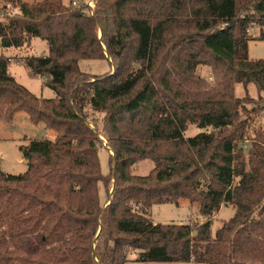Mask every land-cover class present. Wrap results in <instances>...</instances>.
Instances as JSON below:
<instances>
[{
  "label": "trees",
  "instance_id": "16d2710c",
  "mask_svg": "<svg viewBox=\"0 0 264 264\" xmlns=\"http://www.w3.org/2000/svg\"><path fill=\"white\" fill-rule=\"evenodd\" d=\"M7 1L0 44L46 40L47 54L20 60L55 97L33 94L0 55V115L24 110L57 136L20 146L24 173L0 170V264H264V126L255 122L264 59L248 54L264 0H95L93 10L86 0ZM86 59L111 67L91 75L79 66ZM200 64L212 67L208 77ZM238 82L259 97H237ZM189 125L199 131L186 135ZM100 135L112 150L106 175ZM146 158L153 169L132 173ZM112 179L101 204L99 183ZM181 198L202 218L155 223L146 213ZM227 204L235 214L213 234Z\"/></svg>",
  "mask_w": 264,
  "mask_h": 264
},
{
  "label": "rangeland",
  "instance_id": "374dc122",
  "mask_svg": "<svg viewBox=\"0 0 264 264\" xmlns=\"http://www.w3.org/2000/svg\"><path fill=\"white\" fill-rule=\"evenodd\" d=\"M29 3L41 2L45 0H23ZM84 0H62L65 5L71 4L72 6H80ZM92 10L95 8V0H86ZM9 1L0 0V18L6 17V11L2 10L4 6L8 5ZM10 9V8H9ZM8 10V9H7ZM8 14V13H7ZM99 38L102 37V32H98ZM49 52V44L41 37H31L22 46L5 47L0 44V55L11 57L12 60L9 64L10 74L16 80L27 87L33 94L41 98L55 97L53 89L45 84V80L32 73L29 66H27L21 58L25 56L45 55ZM248 54L251 59H264V24L256 25L250 30V38L248 41ZM107 56V53H106ZM19 58V60H18ZM79 66L82 70L90 73L91 75H102L110 69V63L105 59L97 60H81ZM114 70V67H112ZM212 72V67L207 64H200L196 73L201 77H208ZM235 95L237 97H244L246 95L258 98L260 95L257 86L250 83L245 86L243 83L235 84ZM256 124L264 126V111L255 119ZM94 127V126H93ZM199 131L196 125H189L186 135H194ZM57 136V131L47 127L44 122H34L31 120L28 112L22 110L17 112L12 118L0 115V170L10 174L24 173L28 168V163L24 157L20 146L28 145L32 140L47 138L54 140ZM103 141V146L98 149V158L102 174L106 175L110 171V153L111 149L108 148L107 140L104 136L100 135ZM108 150H107V149ZM110 152V153H109ZM154 167V162L151 159H142L137 161L132 167L131 172L136 175H146ZM112 179L107 189L104 188L102 183H99V199L101 204L106 201V195L110 196L113 190ZM135 211L141 210L137 206L134 207ZM235 208L231 204L222 206L212 219V232L215 231L223 224V222L230 220L235 214ZM146 213L151 217L155 223H180L196 221L201 219L202 216L199 212L197 203L191 202L188 198L179 199L178 203L166 202L162 204H155L149 208ZM6 226V228H5ZM0 230L6 231L7 225ZM9 242L7 247L9 250H15L14 241L16 238L8 237ZM24 247H28L27 239L24 241ZM3 247V246H2ZM29 248V247H28ZM4 250V249H2ZM133 257V256H132ZM125 264H196L192 262H145L130 260Z\"/></svg>",
  "mask_w": 264,
  "mask_h": 264
}]
</instances>
